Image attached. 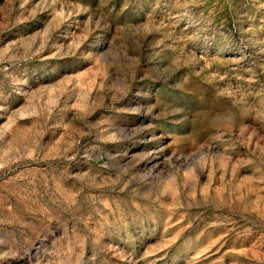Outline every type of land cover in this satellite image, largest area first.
<instances>
[{"label": "rangeland", "instance_id": "1", "mask_svg": "<svg viewBox=\"0 0 264 264\" xmlns=\"http://www.w3.org/2000/svg\"><path fill=\"white\" fill-rule=\"evenodd\" d=\"M0 264H264V0H0Z\"/></svg>", "mask_w": 264, "mask_h": 264}]
</instances>
